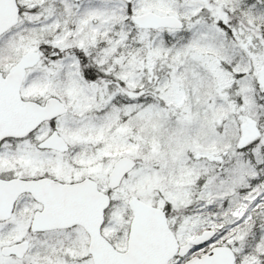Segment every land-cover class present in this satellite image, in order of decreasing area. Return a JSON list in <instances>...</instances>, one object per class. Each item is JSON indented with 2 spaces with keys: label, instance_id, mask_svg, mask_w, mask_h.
Listing matches in <instances>:
<instances>
[{
  "label": "snow or ice",
  "instance_id": "1",
  "mask_svg": "<svg viewBox=\"0 0 264 264\" xmlns=\"http://www.w3.org/2000/svg\"><path fill=\"white\" fill-rule=\"evenodd\" d=\"M0 264H264V0H0Z\"/></svg>",
  "mask_w": 264,
  "mask_h": 264
}]
</instances>
